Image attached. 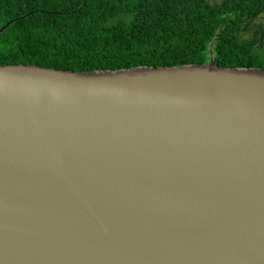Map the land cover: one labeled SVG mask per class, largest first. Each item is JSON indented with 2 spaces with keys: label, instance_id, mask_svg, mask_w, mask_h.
<instances>
[{
  "label": "water",
  "instance_id": "obj_1",
  "mask_svg": "<svg viewBox=\"0 0 264 264\" xmlns=\"http://www.w3.org/2000/svg\"><path fill=\"white\" fill-rule=\"evenodd\" d=\"M0 264H264V69L0 65Z\"/></svg>",
  "mask_w": 264,
  "mask_h": 264
},
{
  "label": "trees",
  "instance_id": "obj_2",
  "mask_svg": "<svg viewBox=\"0 0 264 264\" xmlns=\"http://www.w3.org/2000/svg\"><path fill=\"white\" fill-rule=\"evenodd\" d=\"M263 13L264 0H0V65L89 71L211 54L264 69V28L252 26Z\"/></svg>",
  "mask_w": 264,
  "mask_h": 264
},
{
  "label": "rangeland",
  "instance_id": "obj_3",
  "mask_svg": "<svg viewBox=\"0 0 264 264\" xmlns=\"http://www.w3.org/2000/svg\"><path fill=\"white\" fill-rule=\"evenodd\" d=\"M210 2H218L220 0H209ZM262 26L264 28V13L255 20V22L252 24V26Z\"/></svg>",
  "mask_w": 264,
  "mask_h": 264
}]
</instances>
